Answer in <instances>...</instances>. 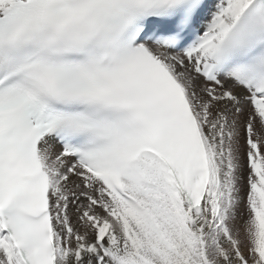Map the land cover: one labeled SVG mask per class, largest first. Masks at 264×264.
<instances>
[{"label": "snow or ice", "instance_id": "1", "mask_svg": "<svg viewBox=\"0 0 264 264\" xmlns=\"http://www.w3.org/2000/svg\"><path fill=\"white\" fill-rule=\"evenodd\" d=\"M0 264H264V0H0Z\"/></svg>", "mask_w": 264, "mask_h": 264}]
</instances>
